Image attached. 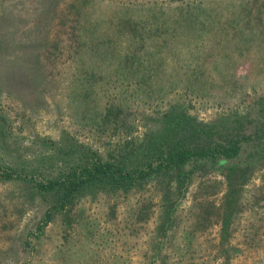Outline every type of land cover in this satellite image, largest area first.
<instances>
[{"label":"rangeland","instance_id":"rangeland-1","mask_svg":"<svg viewBox=\"0 0 264 264\" xmlns=\"http://www.w3.org/2000/svg\"><path fill=\"white\" fill-rule=\"evenodd\" d=\"M248 112L264 119V0H0V165L22 175L0 177V264H264L261 155L227 223L216 167L84 191L41 230L34 188L89 147L130 158L172 113L216 132Z\"/></svg>","mask_w":264,"mask_h":264},{"label":"trees","instance_id":"trees-1","mask_svg":"<svg viewBox=\"0 0 264 264\" xmlns=\"http://www.w3.org/2000/svg\"><path fill=\"white\" fill-rule=\"evenodd\" d=\"M170 116L167 129L150 134L130 158L105 160L98 151L89 147L88 150L84 149L79 166L64 170L57 177L39 179L34 185L35 190L53 198L39 229L48 224L58 206L65 207L84 191L93 188L130 190L162 177L184 180L196 169L211 167L221 168L226 173L229 186L227 196L232 210L226 216L227 223L238 205L236 198L240 187L258 166L259 159H255V156L264 158V119L253 116L251 112L239 117L229 116L230 122L225 118V122L216 125L221 129L214 132L213 127L198 123L184 113H172ZM173 121H176L174 126ZM248 123L251 125L250 131L246 130ZM247 143H251L257 152L248 153L245 157ZM0 177L11 179L22 175L0 165Z\"/></svg>","mask_w":264,"mask_h":264}]
</instances>
